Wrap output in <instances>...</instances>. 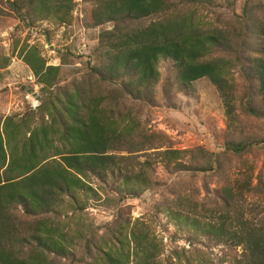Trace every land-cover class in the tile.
I'll return each mask as SVG.
<instances>
[{
	"label": "trees",
	"instance_id": "obj_1",
	"mask_svg": "<svg viewBox=\"0 0 264 264\" xmlns=\"http://www.w3.org/2000/svg\"><path fill=\"white\" fill-rule=\"evenodd\" d=\"M18 1L15 7H25L32 23H70L75 5ZM87 1V24L98 37L96 62L86 75L60 86L62 63L70 59L48 65L37 47H24L20 55L42 98L24 113L0 114V264H162L163 246L147 223L116 216L99 232L83 216L90 200L99 191L118 202L140 197L158 186L159 164L198 175L221 169L225 160L203 148H173L165 134L143 125L130 102L152 106L161 98L169 104L173 94L193 96L195 82L207 79L233 133L238 101L241 112L264 120V17L252 18L244 8V19L220 26L207 15L217 0ZM249 44L254 56L245 76L261 107L252 94L240 100L235 94L234 70H245ZM9 63L10 56L0 53V83ZM255 146L264 149V139L231 137L224 153L243 156ZM252 174L245 166L244 179L228 180L214 204L178 195L165 212L177 227L231 250L228 264H264V180L262 172ZM254 194L260 198L250 201Z\"/></svg>",
	"mask_w": 264,
	"mask_h": 264
},
{
	"label": "rangeland",
	"instance_id": "obj_2",
	"mask_svg": "<svg viewBox=\"0 0 264 264\" xmlns=\"http://www.w3.org/2000/svg\"><path fill=\"white\" fill-rule=\"evenodd\" d=\"M18 0H0V53L10 56V63L0 83V114L24 113L28 108H35L42 98L40 85L29 66L21 57L24 47H37L48 65L62 63L64 73L60 76V86L82 78L88 72L89 63L94 64V48L97 44L98 30L88 26L90 2L75 0L70 23L58 24L50 19H28L25 7H15ZM249 10L252 18L264 17V0H217L207 15L211 22L225 26L244 19L243 9ZM18 42L15 49V44ZM250 44L243 54L246 60L245 70L240 67L234 70L235 94L238 100L245 94L253 95V104L261 107L255 86L246 78L245 73L254 56ZM80 56L81 60L72 63V57ZM232 57V55H230ZM168 63L162 65L164 77ZM196 92L193 96L173 94L169 104L159 98L156 105L148 106L138 101L130 105L139 111L142 123L147 128L162 132L169 139V145L175 149L191 150L203 148L218 154L225 160L219 170L193 175L186 172L167 170L163 165L157 166L158 186L146 190L140 197H128L121 202L112 194L99 191L97 198L91 199L83 212L86 223H91L99 232L114 222L116 216L124 221L133 222L140 218L150 226L152 233L163 246L159 258L162 264H201L205 259L214 264H228L226 260L232 251L226 246L218 245L210 239L199 236L189 227L179 228L168 218L165 212L169 202L178 195L192 196L207 204L215 203L217 190L228 180L236 183L244 179V168L253 169V177L263 173L264 149L255 146L243 156L230 152L224 153L225 141L264 139V120L249 116L239 110V122L235 133L228 129L223 101L210 81L200 79L195 82ZM189 156L185 158L188 160ZM234 183V184H235ZM257 183L254 179L253 185ZM94 186H98L94 182ZM264 200V196H261ZM258 194L249 197L257 200Z\"/></svg>",
	"mask_w": 264,
	"mask_h": 264
}]
</instances>
